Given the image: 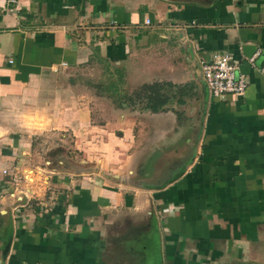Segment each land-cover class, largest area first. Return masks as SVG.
Masks as SVG:
<instances>
[{"label": "crops", "instance_id": "crops-1", "mask_svg": "<svg viewBox=\"0 0 264 264\" xmlns=\"http://www.w3.org/2000/svg\"><path fill=\"white\" fill-rule=\"evenodd\" d=\"M216 53L243 93L210 95ZM146 83L162 110L130 104ZM44 130L95 171L0 195V264H264V0H0V192Z\"/></svg>", "mask_w": 264, "mask_h": 264}, {"label": "rangeland", "instance_id": "rangeland-1", "mask_svg": "<svg viewBox=\"0 0 264 264\" xmlns=\"http://www.w3.org/2000/svg\"><path fill=\"white\" fill-rule=\"evenodd\" d=\"M95 80L96 78L94 82ZM102 83L104 85V81ZM142 85L140 84L135 88H128L127 86L126 92L128 93V97L135 99V90ZM98 87L94 89V93H104V89L101 86L99 89ZM174 97L175 99L179 98L178 94ZM115 98L118 99V103L123 100L120 96L117 97V95L113 97V99ZM93 102V107L99 109L100 103H104V97L101 99L94 95ZM138 103L140 107L142 104L141 102ZM62 134H65V136ZM27 140L30 142L31 151L26 154L24 161L19 160L18 164H16L17 167L14 165L7 170L11 172L10 176L6 175L5 177L1 173L3 179L10 181L9 185H11V189L6 190V192H0L2 196L7 195L8 198L14 199L17 202L27 200L29 205L31 204L33 207H39L40 209L41 203L51 201L53 199L52 192L56 193L57 191L50 184L57 174L61 176L67 174L76 176L80 171H95L93 167L95 165L94 162H85L82 156L72 148L71 136L68 131L44 130L36 134H28ZM14 176L17 182L13 181Z\"/></svg>", "mask_w": 264, "mask_h": 264}, {"label": "built area", "instance_id": "built-area-1", "mask_svg": "<svg viewBox=\"0 0 264 264\" xmlns=\"http://www.w3.org/2000/svg\"><path fill=\"white\" fill-rule=\"evenodd\" d=\"M145 23L149 24L150 20L145 19ZM248 60L251 62L252 59ZM238 65V59L229 53H216L209 60L201 61L202 78L212 97L222 98L229 93H243L246 88V78L242 74L236 75ZM13 181L17 182L15 176Z\"/></svg>", "mask_w": 264, "mask_h": 264}, {"label": "trees", "instance_id": "trees-1", "mask_svg": "<svg viewBox=\"0 0 264 264\" xmlns=\"http://www.w3.org/2000/svg\"><path fill=\"white\" fill-rule=\"evenodd\" d=\"M167 83H152L143 84L135 90V99H130V104H139L141 102L142 108L150 112H158L162 110L164 105V90L167 89Z\"/></svg>", "mask_w": 264, "mask_h": 264}, {"label": "water", "instance_id": "water-1", "mask_svg": "<svg viewBox=\"0 0 264 264\" xmlns=\"http://www.w3.org/2000/svg\"><path fill=\"white\" fill-rule=\"evenodd\" d=\"M255 49V47H253V46H248V45H245V46H243V51H245L246 53H245V55L246 56H251L253 53V50ZM249 51V52H248ZM205 84V83H204ZM206 86V85H205Z\"/></svg>", "mask_w": 264, "mask_h": 264}]
</instances>
